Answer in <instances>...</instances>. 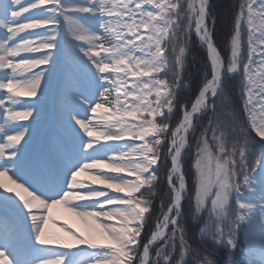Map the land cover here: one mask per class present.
Masks as SVG:
<instances>
[{
	"label": "snow or ice",
	"instance_id": "obj_1",
	"mask_svg": "<svg viewBox=\"0 0 264 264\" xmlns=\"http://www.w3.org/2000/svg\"><path fill=\"white\" fill-rule=\"evenodd\" d=\"M184 5L185 0H0V208L12 214L0 215V264H172L177 246L176 264H216L192 247L181 224L188 195L184 152L195 119L209 112L193 160L194 216L208 212L201 236L235 251L243 231L249 254L258 253L264 264V150L253 147L264 144V0H241L227 61L213 37L215 20L209 25V0H187L186 10ZM62 27L85 80L73 84L65 120L69 140H51L47 153L36 155V120L18 122L38 117L40 100L24 103V111L15 106L21 96L45 95ZM193 31L206 48L211 75L190 109L181 106L182 119L170 132ZM24 32L28 36H20ZM235 75L241 78L247 127L226 107L225 80ZM101 110L113 118L97 132L89 113ZM223 115L230 117L227 125ZM222 126L236 136L230 144ZM126 138L140 143H118ZM169 158L170 203L166 209L161 203L162 219L141 251L157 172ZM104 169L127 176L94 174ZM85 174L91 183L81 179ZM59 208L81 219L88 233L66 221L51 231L50 224H60L53 216ZM159 241L153 256L150 249Z\"/></svg>",
	"mask_w": 264,
	"mask_h": 264
},
{
	"label": "trees",
	"instance_id": "obj_2",
	"mask_svg": "<svg viewBox=\"0 0 264 264\" xmlns=\"http://www.w3.org/2000/svg\"><path fill=\"white\" fill-rule=\"evenodd\" d=\"M210 2V12L211 17L209 18V25L212 26V20H215V26L213 30V37L219 47L222 55L227 61L230 55V37L234 33V21L235 16L239 10V4L241 0H209ZM187 4V0H185ZM185 4V10H186ZM246 41V36L244 37ZM246 48V43H245ZM210 65L207 60V51L202 46L199 45V41L195 37L194 33H191L190 44L188 46V51L185 57V70H184V82L185 86L178 92V103L177 107L174 109L171 119L168 121L171 125L170 132L176 127L179 121L182 118V107L187 105L190 109L191 103L194 102L195 97L198 94L199 89L201 88L205 77L210 78ZM241 78L239 75L234 77L227 78L225 80V89L228 95V103L226 105L227 109L232 111L237 120L241 125L247 127L245 120V113L243 110V101L241 100ZM219 100L217 103L219 104ZM212 114L205 113L198 116L195 119L196 129L195 132L190 134L189 137V147L184 153V170L186 179L188 182V195L186 196L183 202L184 215L181 218L182 226H186V238L193 248L199 250L202 254L210 255L215 261L216 264H234L231 258L226 254L225 249H220L218 246L211 243L207 238H202L201 228L204 226L205 222L208 221V212L205 210L200 214L199 218L194 216V193H195V169L193 167L194 153L196 151L197 140L200 136V133L208 127L209 119ZM224 121V124L227 125L230 117L223 115L220 117ZM221 131H225L229 144L236 139L234 133L231 132V128L222 126ZM253 135V134H252ZM254 136V135H253ZM258 139V138H257ZM211 143V139H210ZM254 150L259 152L264 150V144L257 143L254 146ZM166 155V150L164 151ZM159 167V166H158ZM171 167L170 158L163 162V167L160 171L157 172L159 180L155 185L156 195L151 197L152 199V212L149 216L148 222L146 224L143 244L147 243L157 220L153 219L154 212L159 211L158 201L164 204L165 209L170 203V200L166 201L169 198V194L166 192L169 191L167 184V170ZM210 206V205H209ZM154 256V251L152 252ZM180 253L176 254L179 257Z\"/></svg>",
	"mask_w": 264,
	"mask_h": 264
},
{
	"label": "rangeland",
	"instance_id": "obj_3",
	"mask_svg": "<svg viewBox=\"0 0 264 264\" xmlns=\"http://www.w3.org/2000/svg\"><path fill=\"white\" fill-rule=\"evenodd\" d=\"M186 8H187V4H186ZM61 23L63 24V21ZM37 31L46 32L45 29L37 30ZM20 36H28V33L27 32L21 33ZM19 40H20V37H17V42H19ZM59 40H60V48L56 55V65H55L54 70L52 71L51 77L47 80V88H46L45 95L43 97H40L39 94L37 95V97L21 96L19 97L21 103L15 106L17 111H24L25 110L23 106L24 103L32 101V100H40L39 116L36 117V114L34 113L33 117H30L29 120L18 122L20 124H33V120H36V123L33 124V127L37 129V137H36V142L34 145V151L36 155L46 154L48 150L49 141L51 140H56L61 143L67 142L69 140L70 134L67 128L65 127V120H66L67 111L73 107V103L71 100L72 92H73V84L79 83L80 85H83L84 80H85L84 74L80 70L74 49L72 48L70 44H67L65 42L63 27L61 28V34H60ZM246 51H247V48H245V54H246ZM42 54L43 53H38L37 55H35V53H23L22 57L33 58V57H38ZM137 55H139V53H137ZM20 58L21 57H17V60ZM0 91H5V90H0ZM5 106L8 107L11 105L9 102L6 101ZM109 107H112V106L109 105ZM113 111L115 110L113 109ZM89 118L92 119V125L90 127H93L94 131L103 132L105 131L104 122L112 119L113 117L111 113H105L101 110L100 112L96 114L89 113ZM157 119L159 122L160 118H157ZM246 124H247V121H246ZM190 134H189V137H190ZM252 134L255 135L254 133ZM85 139H87L86 134H85ZM21 143H23V141ZM107 143H113V142L105 141L103 139L100 140V144H107ZM118 143L123 144V143H140V142L126 138L125 140L119 141ZM167 143L168 141H165V144ZM109 155H112V154L110 153ZM107 162L111 163L112 161L108 160ZM101 172H108L109 175L127 176V173H111L107 169L96 170L94 174L100 175ZM127 178L134 179V177H131V176H128ZM81 179H83L87 183H91V180L88 174H85L84 176H82ZM93 186L100 187L102 188V190H107L111 194L117 195V193H115V190L104 189L103 185L97 184ZM141 191L145 192L146 189H141ZM166 193L169 194V198H167L166 200L168 201L170 200V191ZM119 195H123V194H119ZM136 195H140V194L136 193ZM157 201L159 203L158 204L159 211L154 212V216L152 217L155 220H157L158 216H159V219H162V211H163L162 208H160V201L159 200ZM234 207L235 206L233 205V208ZM0 215L10 216L12 214L0 208ZM148 215L149 214H146V216ZM53 216L58 218V220L60 221V224L59 225L51 224L53 227L52 230L57 231L58 228L66 221L73 229L80 231L78 227V222L80 221L82 222V220H79L78 217H75L71 213H68L63 208L53 209ZM184 227L186 229V226ZM145 228H146V225H145ZM145 228L141 235V251H142L143 237H144L143 235L145 232ZM204 238L209 239L211 243H213V241L209 237H204ZM162 243L163 241L157 243L155 247H153L152 252L154 251L155 253L157 249L159 248L160 244ZM239 244H240V247L235 251L230 250L227 246H223V247L218 246V245L216 246H218L220 249H225L226 254L231 258V260H233L232 262L234 264H261V257L258 253L255 256L249 254L248 245L243 235V231H241L239 235ZM89 251H92V250L89 249ZM177 253L178 254L180 253L179 246H177L176 253L173 256L172 264H176V261L179 259V257L176 256Z\"/></svg>",
	"mask_w": 264,
	"mask_h": 264
},
{
	"label": "bare ground",
	"instance_id": "obj_4",
	"mask_svg": "<svg viewBox=\"0 0 264 264\" xmlns=\"http://www.w3.org/2000/svg\"><path fill=\"white\" fill-rule=\"evenodd\" d=\"M38 30H44V29H38ZM37 31V30H36ZM38 53H35V55H37ZM72 100V99H71ZM11 216V215H10ZM60 218V217H59ZM79 220H81V219H79ZM50 230L51 231H54V230H52L53 229V227H52V225L50 224ZM78 227H79V229H80V232H83V233H85V234H87L88 233V231H89V228H88V226L82 221H80V222H78ZM170 229V228H169ZM169 231V230H168Z\"/></svg>",
	"mask_w": 264,
	"mask_h": 264
}]
</instances>
